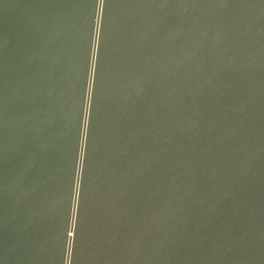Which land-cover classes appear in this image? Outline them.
Instances as JSON below:
<instances>
[{"label": "water", "instance_id": "1", "mask_svg": "<svg viewBox=\"0 0 264 264\" xmlns=\"http://www.w3.org/2000/svg\"><path fill=\"white\" fill-rule=\"evenodd\" d=\"M0 264H264V0H0Z\"/></svg>", "mask_w": 264, "mask_h": 264}]
</instances>
